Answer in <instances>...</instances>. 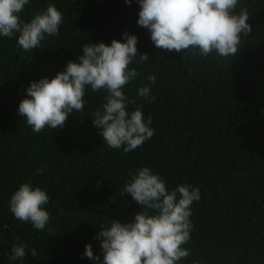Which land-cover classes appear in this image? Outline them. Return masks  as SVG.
<instances>
[{
  "label": "trees",
  "instance_id": "obj_1",
  "mask_svg": "<svg viewBox=\"0 0 264 264\" xmlns=\"http://www.w3.org/2000/svg\"><path fill=\"white\" fill-rule=\"evenodd\" d=\"M49 3L63 15L59 36H46L28 52L18 47L19 34L0 37V264H98L85 255L86 246L102 261L101 224L134 222L142 206L123 189L142 167L169 191L181 184L200 190L184 245L191 256L180 264H264V0H239L236 13L247 9L253 31L227 58L157 49L137 23L138 0H30L21 19L30 22ZM126 32L149 57L130 65L139 74L124 88L135 100L127 110L141 107L155 135L129 153L109 148L92 121L106 93L90 88L84 110L69 114L65 127L33 132L18 114L30 84L78 62L85 43H123ZM149 75L156 76L154 86ZM145 85L155 103L137 95ZM23 183L50 198L43 231L10 212L9 200ZM20 243L26 255L11 261V248Z\"/></svg>",
  "mask_w": 264,
  "mask_h": 264
},
{
  "label": "clouds",
  "instance_id": "obj_2",
  "mask_svg": "<svg viewBox=\"0 0 264 264\" xmlns=\"http://www.w3.org/2000/svg\"><path fill=\"white\" fill-rule=\"evenodd\" d=\"M125 2L131 5L132 0ZM29 3L30 0H0V37L11 39L19 34L18 47L25 52L39 48L46 36H59L63 22L62 13L52 3L25 22L20 14ZM138 3V25L150 32L157 49L168 52L186 55L191 50L193 55L205 58L213 52L225 58L236 56L242 37L253 31L247 9L236 13L239 0H138ZM123 38L126 42L113 40L110 45L85 43L78 62L70 61L65 71L52 79L45 77L30 84L26 93L29 98L20 102L18 114L33 132L65 127L69 114L84 110L86 89L90 88L93 93H106L92 121L109 148L123 147L129 153L155 135L150 127L152 117L148 116L145 122L141 107L132 112L127 110V105L135 100L129 99L124 88L139 74L130 65L149 61V57L138 52L135 35L126 32ZM146 79L153 86L156 84L155 75ZM137 95L155 103L147 85L138 88ZM43 172L40 168L36 174ZM123 191L142 210L135 215L134 222L122 224L112 220L110 227L101 224L96 238L101 241L103 260L87 245L85 255L89 259L98 264H180L191 256L184 245L191 239V206L201 198L199 188L181 184L169 191L159 175L142 167L130 174ZM49 199L41 188L23 183L12 194L9 209L20 222L31 223L43 231L50 220L44 207ZM26 247L23 243L14 244L9 259L22 261ZM37 255L36 249H32L31 256Z\"/></svg>",
  "mask_w": 264,
  "mask_h": 264
}]
</instances>
